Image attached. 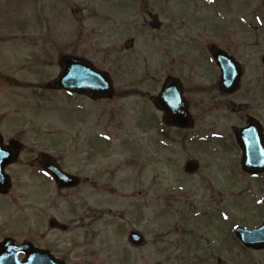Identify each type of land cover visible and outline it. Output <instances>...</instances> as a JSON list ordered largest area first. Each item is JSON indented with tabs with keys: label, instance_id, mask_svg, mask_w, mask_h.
<instances>
[{
	"label": "rangeland",
	"instance_id": "rangeland-1",
	"mask_svg": "<svg viewBox=\"0 0 264 264\" xmlns=\"http://www.w3.org/2000/svg\"><path fill=\"white\" fill-rule=\"evenodd\" d=\"M152 14L163 22L160 32L148 26ZM241 27L255 29L254 39L243 40L246 33L234 32ZM218 28L233 29L230 33L241 49L246 42L260 44L256 50L262 55L264 0H0V129L7 137L27 132L23 160L38 151L49 152L60 158L65 170L89 180L80 190L62 193L64 213L88 208L90 218L80 225L92 223L94 231L88 238L86 228L79 230V238L64 235V248L79 242L76 253L65 255H95L97 264H137L136 260L139 264H264V252H243L233 234L236 223L252 228L264 213L263 205L250 196L248 181L232 173L224 190L227 195L211 194L215 188L205 190L203 174L224 177L225 157L219 152L205 155L182 142L175 131H167L174 137V149L164 152V145L156 147L164 134L151 126L155 109L147 106L150 100L145 97L157 92L162 76L169 73L188 81L196 74L198 80L192 81L204 82L182 62L181 52L189 48V41L183 40L193 33L203 45L222 43ZM195 47L199 60L194 61L202 65L198 42ZM63 55L87 58L107 70L117 92L138 89L143 95L93 102L47 91V83L59 74ZM8 78L22 86L9 85ZM161 117L157 112V120ZM190 155L204 161L203 171L194 178L182 172ZM22 175L18 186L29 181L30 187L49 190L43 177ZM247 180L255 197L263 199L264 181ZM218 181L211 184L224 187L226 180L220 185ZM54 197L51 191L49 202ZM243 202L247 212L238 206ZM184 205V219L191 223L183 225V215H177L184 213ZM158 207L166 210L158 215ZM189 208L205 212L209 226L204 227L207 220L202 215L192 220ZM118 218L126 222L117 223ZM176 223L184 230L191 227L195 236L180 239L185 232L177 228L174 234ZM130 227L145 237L143 247L131 246L124 236ZM80 241L90 246L80 247Z\"/></svg>",
	"mask_w": 264,
	"mask_h": 264
},
{
	"label": "flooded vegetation",
	"instance_id": "flooded-vegetation-1",
	"mask_svg": "<svg viewBox=\"0 0 264 264\" xmlns=\"http://www.w3.org/2000/svg\"><path fill=\"white\" fill-rule=\"evenodd\" d=\"M218 47L237 61L239 72L242 70L239 89L234 93H227V88L221 89V69L208 51L201 70L204 82L199 87L194 86L190 78L189 86L185 87V97L195 125L197 120L201 123L198 130L201 137L206 136L204 141L207 143L214 138L212 142L232 144L241 164L239 136L243 141H253L254 138L264 141V64L258 62V66L255 65V58H250V54L245 55L247 59L243 60L240 52L235 50L237 46L230 43H221ZM1 136L3 152L8 153L10 143L18 139L15 136L7 137L4 133ZM35 164H38V160L34 161ZM15 165L5 169L12 187L0 190V264H29L32 256L35 257L34 264H48L39 260L42 255H30L24 250L26 247L49 251L58 260L51 261V264H95L93 255L64 254L61 235L65 231L78 230L79 216L76 217L74 211L64 213V205L60 203L62 198L59 197L62 191L54 187L56 196L49 202L46 188H31L28 184L18 186L14 176ZM47 176V180L55 186L54 180ZM256 177L264 178V174ZM64 222L68 224L66 230L60 228V223ZM66 249L71 254L75 252L73 247Z\"/></svg>",
	"mask_w": 264,
	"mask_h": 264
},
{
	"label": "water",
	"instance_id": "water-1",
	"mask_svg": "<svg viewBox=\"0 0 264 264\" xmlns=\"http://www.w3.org/2000/svg\"><path fill=\"white\" fill-rule=\"evenodd\" d=\"M61 75L50 83L53 89H65L70 92L85 94L94 99L110 98L114 90L108 74L96 70L90 63L73 57H64L61 61ZM176 83L172 82L164 95L174 89L170 95L171 99H177L178 89ZM49 171L54 174L61 184H74L70 176L64 174L57 167L51 166ZM241 239L246 245L262 248L264 247V227L254 232H241Z\"/></svg>",
	"mask_w": 264,
	"mask_h": 264
}]
</instances>
